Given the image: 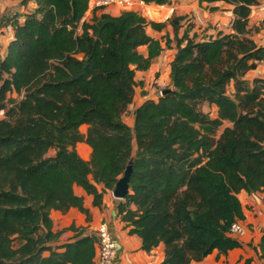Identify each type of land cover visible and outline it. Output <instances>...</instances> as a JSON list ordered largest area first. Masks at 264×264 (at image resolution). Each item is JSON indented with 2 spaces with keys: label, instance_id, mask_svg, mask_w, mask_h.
I'll list each match as a JSON object with an SVG mask.
<instances>
[{
  "label": "trees",
  "instance_id": "1",
  "mask_svg": "<svg viewBox=\"0 0 264 264\" xmlns=\"http://www.w3.org/2000/svg\"><path fill=\"white\" fill-rule=\"evenodd\" d=\"M206 1L233 6L232 31L196 40L188 26L179 37L186 16L174 15V39H166L177 49L172 91L144 100L133 126L123 114L136 73L164 49L148 29L163 30L166 23L155 21L169 8L147 5L152 20L135 11L86 20L90 0H33L23 16L3 15L12 34L0 59V112L10 93L25 94L0 119V264H93L97 236L73 224L68 229L76 233L54 244L68 229L53 231L51 210L74 207L89 218L75 186L102 207L132 160L118 215L145 251L164 243L160 264H191L243 245L229 233L244 218L238 194L264 191V77L243 85L264 61V45L251 37L259 29L249 27L259 0ZM204 103L217 107L216 118ZM79 142L91 146L89 160ZM255 249L264 260V233Z\"/></svg>",
  "mask_w": 264,
  "mask_h": 264
},
{
  "label": "crops",
  "instance_id": "2",
  "mask_svg": "<svg viewBox=\"0 0 264 264\" xmlns=\"http://www.w3.org/2000/svg\"><path fill=\"white\" fill-rule=\"evenodd\" d=\"M4 5H8V2ZM168 5L173 7L172 11L175 15L186 16V19L182 22L179 37L184 34L188 26L192 27L189 32V36L195 37L196 40L216 37L219 32L232 31V20L234 17L232 12L233 6L224 1L209 2L206 0H169ZM213 5H217L218 8L211 10L210 7ZM102 12L110 13L112 15H119L121 12H123V10H121L116 5H112L105 8ZM260 19H264V0H259V3L253 8L249 19V27H253L252 24L254 23L259 25L260 22L258 20ZM164 29L157 31L149 28L148 31L153 36L161 39ZM257 33L258 32L253 31L251 37L259 45H264V40H261L260 38L258 39L259 35ZM7 36L6 46L9 42L11 34H7ZM170 37L173 38L172 36ZM261 37H264V35ZM162 45L165 48V42L162 41ZM171 48L172 54H170L168 62L169 76L171 72L170 64L177 52L174 41L171 43ZM142 52L147 55L146 47L142 48ZM164 52L165 50L163 49L162 53L153 60L152 65L148 70L137 71L136 73L137 84L135 86L134 100L127 108L133 109L134 107L132 110V119L127 121L123 118L124 121L130 126H133L135 109L144 100L153 98L147 94L146 91V89H148V81H138V78L142 76L149 77L150 74L152 72L154 73L158 67L167 66V63H165L166 61L162 60ZM259 68L260 63L256 69L251 70L248 73L256 72L259 70ZM256 76H258V74H256ZM133 104L136 105L133 106ZM83 128L85 132L88 128V125H83L82 129ZM77 150L83 159L89 160L91 158L92 148L86 142H79L77 144ZM49 154L54 155L55 150L54 153H51L50 151ZM74 189L77 195L84 198V205L89 209L90 217L88 218L85 213L74 207H72L67 212L53 209L51 210L50 216L53 220L54 232L68 229L74 224L76 227L83 230L84 235L97 236L98 226L102 223H106L118 246V257L116 264H160L163 261L165 257L164 243L159 244L149 252L142 248V238L136 233H131L130 227L127 226L126 222L122 221L121 217L118 215L117 205L121 199L114 197L112 190L105 192L104 204L102 207H99L93 204L92 196L89 195L82 187L75 186ZM98 189L102 190L103 185L98 184ZM238 196L242 203L244 212V218L240 221H242L246 227L245 235L238 238L243 242V245L241 247L229 250L226 254L220 253L218 250H214L203 260L194 261L191 264H264V260L259 257L258 252L255 249V247L260 243L264 233V201L259 198L258 194H249L246 191H241ZM65 233L71 237L76 233V231L68 229L65 231ZM61 242H63L62 235L54 244H59ZM95 260L93 264H95Z\"/></svg>",
  "mask_w": 264,
  "mask_h": 264
},
{
  "label": "rangeland",
  "instance_id": "3",
  "mask_svg": "<svg viewBox=\"0 0 264 264\" xmlns=\"http://www.w3.org/2000/svg\"><path fill=\"white\" fill-rule=\"evenodd\" d=\"M4 2V3H3ZM8 2V5H4L5 3ZM3 3V4H2ZM149 5H153V6H162V5H157V4H149ZM165 7L169 8L171 11L170 13L164 17L161 21H155L157 23H166V27L164 29L163 34L161 35V39L163 42H165V52L163 53L162 56V60L166 61L165 63H167V66L163 67H158L156 69V71L150 74V76H142L138 78V81H143L146 82L148 81V89H146L147 94H149L151 97L153 98H157L158 96H160V92L161 90H163L164 88H169L171 86V78L168 74V62H169V58H170V54H172V48L171 46H168V44L166 43V39L168 36H172L174 39V30L173 27L168 23L169 20L175 15L172 11V6L171 5H164ZM34 8L33 5V0H0V59L3 57L4 53H5V48H6V41H7V34L10 35V33H6L5 29L8 30L6 27H4L3 25V21H2V17L3 15H12L14 13H19L21 16H23L25 14L26 11H30ZM143 16H145L148 20H152L149 17H147L144 13H142ZM93 16V13H88L86 14V20H91V17ZM154 21V20H153ZM260 23L259 25H257L256 23L252 24L253 25V29L258 28L259 30L256 31L258 32L257 34L260 36H258V39L260 38L261 40H264V37H261L262 35H264V19H260L258 20ZM262 31V32H260ZM175 44V41H174ZM256 74H258V77H264V61L260 62V68L259 70H257L256 72H250L248 74H246L245 81L243 82L244 86H248L250 85V81L255 78ZM144 78V79H142ZM228 94H230L231 96H233L236 92V88H235V82L232 81L229 86H228ZM149 91V92H148ZM25 92L23 91L21 94H18L16 92H12L8 95L7 98V102H6V109L0 112V119H3L6 117V111L12 107H16L17 104L19 103V101L23 98ZM136 105V104H135ZM133 104V106H135ZM200 108L205 111V112H209L211 117L216 118L217 115V107L215 106H211L207 103L201 104ZM134 109V107H133ZM133 109H127L124 114H123V118L125 120H131L132 119V110ZM82 131H84V128L82 129ZM51 153H54V150H51ZM20 242V240H16V236L13 240V244L14 246H18V243Z\"/></svg>",
  "mask_w": 264,
  "mask_h": 264
},
{
  "label": "built area",
  "instance_id": "4",
  "mask_svg": "<svg viewBox=\"0 0 264 264\" xmlns=\"http://www.w3.org/2000/svg\"><path fill=\"white\" fill-rule=\"evenodd\" d=\"M112 5L118 6L123 11H135L140 14L144 13V7L149 5L145 0H90L88 13H102V11ZM86 18V17H85ZM6 33L12 34V27H6ZM163 90L160 94L162 95ZM259 198L264 201V191L258 193ZM229 233L231 236L240 238L246 233V227L242 221L234 222ZM67 233L62 234L63 241L69 239ZM118 257V246L109 227L102 223L97 228V258L95 264H116Z\"/></svg>",
  "mask_w": 264,
  "mask_h": 264
},
{
  "label": "water",
  "instance_id": "5",
  "mask_svg": "<svg viewBox=\"0 0 264 264\" xmlns=\"http://www.w3.org/2000/svg\"><path fill=\"white\" fill-rule=\"evenodd\" d=\"M170 91H172V87L164 89L162 94L165 95V94L169 93ZM132 167H133V160L127 166L124 174L118 180L115 188L112 190L114 197H116L118 199H124L126 197V195L128 194Z\"/></svg>",
  "mask_w": 264,
  "mask_h": 264
},
{
  "label": "bare ground",
  "instance_id": "6",
  "mask_svg": "<svg viewBox=\"0 0 264 264\" xmlns=\"http://www.w3.org/2000/svg\"><path fill=\"white\" fill-rule=\"evenodd\" d=\"M147 7H148V6H145V7H144V14H145L146 16H147Z\"/></svg>",
  "mask_w": 264,
  "mask_h": 264
}]
</instances>
